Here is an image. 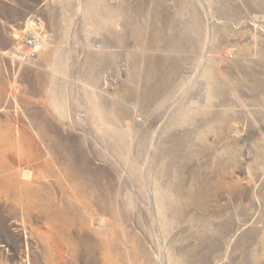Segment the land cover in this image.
Listing matches in <instances>:
<instances>
[{
    "label": "rangeland",
    "instance_id": "1",
    "mask_svg": "<svg viewBox=\"0 0 264 264\" xmlns=\"http://www.w3.org/2000/svg\"><path fill=\"white\" fill-rule=\"evenodd\" d=\"M196 1L0 0V165L4 158L17 162L16 152L8 150L14 146L15 151L25 147L29 157L33 154L28 142L21 144L10 135L5 122L9 117L12 123L20 119L26 126L32 120L35 130L43 133L41 150L52 148L62 156L58 162L64 166L57 162L56 171L46 172L54 178L46 176L39 183L33 171L23 166L22 179L31 186L11 189L9 196L21 194L25 205L8 201L6 194L0 196V264H160L161 253L167 259L182 255L184 264H264V0H203L205 6ZM79 3L83 6L80 13ZM205 8L209 17L201 19L203 30L196 29L194 18ZM208 20L213 25L211 35ZM185 21L188 31L183 29ZM29 22L39 24L32 32L49 42L38 52L39 60L21 65L11 57L17 56L16 49L26 54L33 47L25 34ZM182 33L186 38L183 47L176 41ZM146 49L150 66L161 71L156 77L144 69ZM173 70L177 79L162 91L156 105L139 100L142 87L151 94V89L157 92L170 84ZM219 72L229 86L219 84ZM206 78L216 85L211 84L212 99L201 107L202 116L197 118L232 115L235 126L200 128L186 122L160 130L157 163L165 154L174 168L169 179L184 176L192 188L188 197L178 187L175 198L168 193L173 227H167L169 233L165 231L158 240L142 176L146 150L167 108L161 102L167 99L170 103L180 96L194 98L193 102L206 99ZM103 90L113 93L109 110L118 119L114 123L109 122L111 117L108 121L95 112V97ZM134 111L141 119L137 126L131 121ZM85 136L107 147L113 158L92 154ZM48 162L46 157L41 160ZM77 175L89 181L90 190L85 192L74 184ZM94 217L105 223L97 227L92 223Z\"/></svg>",
    "mask_w": 264,
    "mask_h": 264
},
{
    "label": "bare ground",
    "instance_id": "2",
    "mask_svg": "<svg viewBox=\"0 0 264 264\" xmlns=\"http://www.w3.org/2000/svg\"><path fill=\"white\" fill-rule=\"evenodd\" d=\"M83 1V0H82ZM97 1V0H96ZM100 1V0H99ZM196 1V0H195ZM197 2H199L201 5H204V2H203V0H197L196 1V3ZM220 3V2H219ZM83 4H84V2H83ZM198 4V3H197ZM200 5V6H201ZM198 6V5H197ZM200 6H198V7H200ZM205 6V5H204ZM82 4L81 3H79L78 4V13H80L81 11H82ZM208 7V6H207ZM197 8V7H196ZM203 8V7H202ZM198 9V8H197ZM201 9V8H200ZM209 9V8H208ZM202 10V9H201ZM95 11V10H94ZM204 13V15H203V13ZM80 15V14H79ZM190 15V14H189ZM198 16H199V18L198 17H196V18H194V21H193V23H194V27L196 28V29H199L200 28V30L202 29V27L204 26V21L202 22L201 21V19H203L204 17H205V19L207 18L208 19V17H209V15H208V13H207V10H206V8L203 10V11H200V13L198 12ZM211 16V15H210ZM190 17V16H189ZM203 17V18H202ZM204 19V20H205ZM199 20H200V22H199ZM40 22V21H39ZM211 21H209L208 20V23H207V33H208V35H211L212 34V26L213 25H211V23H210ZM213 23H215V22H213ZM28 24H30V22L28 23ZM41 24V23H40ZM216 24V23H215ZM37 25H39V24H35L34 22H31V24L29 25V31H27V33H25L26 35H27V37H30V36H32V38H34L35 40H34V42H33V47L30 49V51L29 52H26V54L25 53H23L22 51H17V49L16 50H14V52L15 53H17L16 55L17 56H15V57H11L12 58V60L15 62V60H17L18 61V63L19 64H21V65H24V64H26V65H32L33 63H34V61H36V60H39L40 59V56L38 55V52L41 50V49H43V48H46L47 47V43L49 42V41H47V40H40V39H38L39 37L36 35V34H34V31L32 32V28L34 27V26H37ZM122 26V25H121ZM199 26V27H198ZM118 27H120L119 25H118ZM257 27V26H256ZM35 28V27H34ZM33 28V29H34ZM183 29L185 30V31H188L189 30V26H188V21H185V22H183ZM205 29H206V27H205ZM204 29V30H205ZM28 30V29H27ZM203 30V29H202ZM25 35V36H26ZM177 38V40L176 41H178L180 44H181V46L183 47V44H184V42H185V40H186V38H185V36H184V33H182V35H180V36H178V37H176ZM209 38V37H208ZM211 39V38H210ZM29 41V40H28ZM18 50H22V49H18ZM146 51H147V53L146 52H144V54H143V66H144V69H146V67H147V71L149 72V70H151V72L152 73H154V75H155V77H156V75H158L159 73H161V71L158 69V67H156V69H154V68H152V66H150V63H149V60H148V57H149V55H148V50L146 49ZM13 52V53H14ZM40 53V52H39ZM11 54V53H10ZM9 54V55H10ZM6 55H8V54H6ZM228 55V54H227ZM247 55V54H246ZM42 57V56H41ZM12 61V62H13ZM36 63V62H35ZM41 63V62H40ZM149 63V64H148ZM15 64V63H14ZM155 64V63H154ZM14 66V65H13ZM31 67V66H30ZM94 68V67H93ZM215 68V67H214ZM154 71H153V70ZM156 71V72H155ZM212 71H213V69H212ZM218 71H221V70H218ZM211 72V71H210ZM175 73H176V71H174L173 70V72H172V76H170L169 78H168V80L171 82L170 84H166V86L164 85V88H157V92H154V90L153 89H151V91H152V93L151 94H146L145 92H146V90L142 87L141 89H140V98H139V100H145V101H147L148 102V104H149V106H154V105H156L157 103H158V101L162 98V91L164 92V91H166L170 86H171V84H172V82H174L177 78H176V76H174L175 75ZM174 74V75H173ZM209 74V73H208ZM219 74H220V76H221V78H220V80L222 81V83L220 82V81H218L219 82V84H222L221 86H223V84H224V86L225 85H227V86H229L228 85V82L229 81H227V79H225L224 77H223V73H221V72H219ZM206 76H207V74H205ZM211 75V74H210ZM219 76V77H220ZM212 77V76H211ZM219 77H217V78H219ZM210 79V78H209ZM143 80V79H142ZM205 80H208L207 78L205 79ZM219 80V79H218ZM142 82V81H141ZM145 82V79L143 80V82L142 83H144ZM212 82V81H211ZM209 80L208 81H206V82H204L203 84H204V86H205V91L207 92V97H206V99H204V98H202V99H199V98H197V102H193L192 100L194 99H191V98H185L184 96H180V97H177L174 101H172V102H170L169 103V101H167V99H164L163 100V102H161V104L160 105H162V106H165V104H167V108L165 109V111H164V114L158 119V121H157V123L155 124V128H154V131H153V138H152V142H151V144H150V147H149V149H148V151L146 150V160H145V163L143 164V168H142V172H143V177H144V180L143 181H145V185L147 186V190H148V193H149V195H150V201H151V206H152V208H151V213H152V219H153V226H154V230H155V233L157 234V237H158V240H159V238H160V236H161V234H163L165 231H167V227H168V230H170V226H172L173 224H171V222H173V221H171L170 219L172 218V215L173 214H171V211H173V210H171V205H170V203H169V201L167 200L168 199V197H167V195L169 196V194L168 193H170V195H171V193H172V195H171V199H172V197H176L177 196V193H176V187H178L179 189H177V190H181V193H184L183 194V196L184 195H187V197L190 195V190H191V188H192V184H188L187 183V181L185 180V177L184 176H182V178L181 179H179L178 177H175V178H178L179 179V186H176V182H175V178L173 179V180H170L169 179V177H168V174H170V172L171 171H174V168H173V165L170 163V160H169V158L168 157H166L165 156V154L163 155V160L161 159V162H159V163H157V161H158V159H157V154L159 153V151H161L160 149H161V147L162 146H160L161 144V137H162V132H161V135H160V130L162 131V130H166V129H169L171 126H181V125H184L186 122L187 123H192V124H195L196 126H198V127H200V128H203V127H208V126H215V125H220V126H223V125H229L230 126V128H233L234 129V126H235V124H233L234 122V120H235V116L232 118L231 116L230 117H221V116H218V117H211V118H209L208 116H206V117H203V118H197V116H202V115H200L201 114V112H200V110L203 108V107H205V104H206V101H209V100H211L212 99V95H211V91H209V90H211V84H213V83H211ZM213 82H215V81H213ZM215 84V83H214ZM214 84H213V86H214ZM229 84H230V82H229ZM186 85V84H185ZM216 85V84H215ZM219 87V86H218ZM215 88H217V87H215ZM221 88V87H220ZM223 88V87H222ZM232 88V87H231ZM216 90H218V89H216ZM230 90V89H229ZM234 91H235V89H233ZM222 91V90H221ZM233 91V92H234ZM213 92V91H212ZM232 92V91H231ZM214 94H216L215 92H213ZM217 93H219V92H217ZM221 93V92H220ZM113 94V93H112ZM111 93H109L107 90H103V92L102 93H100L99 95H97L96 97H95V99H97L98 100V103H97V105L94 107L95 109H96V111L95 112H97V113H99L100 115H104V119L105 120H108L109 119V117H111V119H112V121H109L110 123H114V122H116V121H118V119H116L115 117H113V116H111L110 115V105H111V102L110 101H112L113 99H112V97H114L113 95H112ZM217 95V94H216ZM215 95V96H216ZM220 95V94H219ZM222 95V94H221ZM237 95V94H236ZM236 95L234 94V96H235V98H236ZM214 96V95H213ZM94 97V96H93ZM119 97V96H118ZM221 97V96H220ZM219 97V98H220ZM115 98H117L116 97V95H115ZM214 99V98H213ZM241 99V98H240ZM239 99V100H240ZM168 100H170V99H168ZM215 100H220V99H216V97H215ZM213 101V100H212ZM211 101V102H212ZM223 101H224V99H223ZM237 101H238V98H237ZM144 102V101H143ZM168 102V103H167ZM214 102V101H213ZM240 102H241V100H240ZM218 103V102H217ZM224 103H226V102H224ZM238 103H239V101H238ZM210 104V103H209ZM208 104V105H209ZM213 104V103H212ZM211 104V105H212ZM234 104H235V102H234ZM190 105H195V108H197V109H195V111L192 109L191 110V107H190ZM219 105V104H218ZM225 105V104H224ZM214 106H216V104L214 105ZM227 106V105H226ZM233 106V105H232ZM231 106V108H233ZM238 106V105H237ZM242 106V105H241ZM199 107V108H198ZM202 107V108H201ZM228 107V106H227ZM136 108V110H138V106L137 107H135ZM217 108V107H216ZM223 108H225V107H223ZM239 107H237V109H238ZM110 109V110H109ZM205 109V108H204ZM218 109V108H217ZM222 109V108H221ZM6 110V109H5ZM20 111L18 108L16 109V111ZM203 110V109H202ZM227 110V109H226ZM236 110V109H235ZM224 111V110H223ZM222 111V112H223ZM227 111H229V110H227ZM232 111V110H231ZM237 111V110H236ZM241 111V110H240ZM113 112V111H112ZM114 112H115V110H114ZM191 112H195L196 113V117H194L193 119L190 117V114H191ZM219 112V111H218ZM230 112V111H229ZM232 112H234V111H232ZM242 112V111H241ZM5 113V112H4ZM136 111H134V114H133V116H131V121L133 122V123H135V125L137 126L138 124H140L141 123V119H139V116H137L136 114ZM236 113V112H235ZM234 113V114H235ZM238 113V112H237ZM21 114L25 117V118H27V119H29L28 117H27V115H26V112H21ZM114 114V113H113ZM18 115V114H17ZM237 116V115H236ZM102 117V116H101ZM118 117V116H117ZM120 118V117H119ZM18 119V118H17ZM110 119V120H111ZM20 120V119H19ZM19 120H16V123H15V121H14V123H12L11 122V119H9V117L7 118V120H5V122H6V126H7V129L9 128V130H10V135L11 136H13L16 140L15 141H17V142H21V141H23V142H21V144L22 143H24V144H27L26 142H28L29 144H30V146H31V149L33 150V154H32V156L31 157H29V154L26 152V150H24V149H26L25 147H24V149H23V147H22V145L20 146V148L18 149V151H15V146L14 147H12V149H8L9 150V152H11V154H13V153H15L16 152V154L18 155V160H17V162L15 163V162H11V161H9L7 158H4L3 159V161H2V165H0V196L1 195H3V194H6L5 196H7V200L8 201H12V202H15V204L17 203L18 205H19V203L20 204H24L25 205V197L24 196H22L21 194L20 195H17V194H15L14 195V197H11V196H9L10 195V193H9V190H11V189H14V188H18L19 189V191L20 190H24V189H28L30 186H31V184H29L28 183V181L27 182H24L23 181V166H27L28 168H30L32 171H33V177L35 178L34 180H35V182H41V179H45L46 178V176H50V177H53V176H51V175H47V170H50V171H53V169L55 170V167H56V165H57V162L59 161L58 160V158L59 157H61L62 158V156H59V155H57V153L56 152H54V150L52 149V148H50V149H47V151L46 150H44V152H43V150H41V147H40V144L42 143V142H40V141H42V139H43V133H42V131L40 130V129H36L37 130V132H36V130H35V128H37V127H34V125H36V124H34V122L31 120L30 121V123L31 124H29L28 126H26V125H24V124H21L20 123V121ZM30 120V119H29ZM108 121H106V122H108ZM121 122V121H120ZM46 123V122H45ZM113 125V124H112ZM119 125V124H118ZM157 125V126H156ZM37 126V125H36ZM106 126V125H105ZM71 128V127H70ZM77 128V127H76ZM174 128V127H173ZM74 129V128H73ZM172 129V128H171ZM8 130V131H9ZM68 131H70V130H68ZM33 132H36V135H34V133ZM55 132V131H54ZM77 132V131H76ZM109 132V131H108ZM201 132V131H200ZM7 134V133H6ZM54 134V133H53ZM75 134V133H74ZM129 134V133H128ZM9 135V136H10ZM55 135V134H54ZM76 135V134H75ZM87 135V134H86ZM90 135H91V133H90ZM5 136V135H4ZM58 136H59V134H58ZM77 136V135H76ZM81 136V135H80ZM111 136V135H110ZM164 136V135H163ZM83 137V136H82ZM8 138V137H7ZM77 138V137H76ZM75 138V139H76ZM96 138V137H95ZM74 139V140H75ZM83 139V138H82ZM81 140V139H80ZM77 141V140H76ZM12 142V141H11ZM79 142H82V140L81 141H79ZM78 142V143H79ZM84 142H85V144H86V146L88 147L87 149H89L90 150V152L92 153V154H94V155H96V154H98L99 156L101 155L104 159H110V158H113V156H112V153H110V151H109V149L107 148V147H105V146H102L98 141H96V139H94V138H92L91 136H85L84 137ZM84 142H82V143H84ZM101 142V141H100ZM74 143V142H73ZM14 144V143H13ZM3 145V144H2ZM7 145V144H6ZM16 145V144H15ZM18 145V144H17ZM20 145V144H19ZM79 145H82V144H80L79 143ZM30 146H28V148L30 147ZM80 147V146H79ZM81 147H83V146H81ZM5 148V147H4ZM78 148V147H77ZM84 148V147H83ZM111 148V147H110ZM46 149V148H45ZM76 149V148H75ZM80 149V148H79ZM85 149V148H84ZM2 150H3V148H2ZM29 150V149H28ZM81 150V149H80ZM111 150V149H110ZM181 150H182V152H185V148L183 147V148H181ZM30 151V150H29ZM87 151V150H86ZM5 152V151H4ZM134 152V151H133ZM73 153H75V151L73 152ZM81 153V152H80ZM130 153V152H129ZM132 153V152H131ZM2 155V154H1ZM31 155V154H30ZM130 155V154H129ZM47 158V159H49L50 160V162H48V163H44V164H42L41 163V160H43V158ZM90 157V156H89ZM60 158V159H61ZM64 158V157H63ZM84 158V157H83ZM91 158V157H90ZM116 158V157H115ZM66 159V158H65ZM85 159V158H84ZM96 159V158H95ZM90 160V159H89ZM94 160V159H93ZM102 160V159H101ZM105 161V160H104ZM46 162V161H45ZM85 162V161H84ZM90 162V161H89ZM117 162V161H116ZM59 163V166L61 165V166H63V164H61L60 162H58ZM113 163V162H112ZM119 163V162H118ZM67 164V163H66ZM109 164V163H108ZM92 165V164H91ZM117 165V164H116ZM115 165V166H116ZM64 167V166H63ZM80 167V166H79ZM91 167V166H90ZM89 167V168H90ZM107 167H109V166H107ZM127 167V166H126ZM126 167H122L123 168V171H124V174H126V172L128 173V171H127V168ZM106 168V167H105ZM117 168V167H116ZM120 168V167H119ZM75 168H73V170H74ZM84 169V168H83ZM88 169V168H87ZM111 169H113V167L111 168ZM118 169V168H117ZM121 169V168H120ZM131 169V168H130ZM29 170V169H28ZM90 170V169H89ZM107 170V169H106ZM56 171V170H55ZM55 171H54V173H55ZM66 171V170H65ZM68 172H69V170H67ZM109 171V170H108ZM83 172V171H82ZM105 172V171H104ZM107 172V171H106ZM112 172V171H111ZM110 172V173H111ZM141 172V171H140ZM141 172V173H142ZM67 173V172H66ZM114 173V175H112V176H115V172H113ZM112 173V174H113ZM184 173V172H183ZM32 175V174H31ZM65 175V174H64ZM79 175V174H78ZM77 175V176H78ZM118 175V174H117ZM128 175V174H127ZM141 175V174H140ZM184 175V174H183ZM54 176H55V174H54ZM57 176V175H56ZM69 176L70 177H72V175L71 174H69ZM68 176V177H69ZM80 176V175H79ZM78 176V177H79ZM89 176V175H88ZM109 176V175H108ZM165 176H167L166 178L167 179H165ZM62 177V176H61ZM64 177V176H63ZM94 177V176H93ZM117 177V176H116ZM129 177V176H128ZM180 177V176H179ZM54 178V177H53ZM58 178H60V177H58ZM73 178V177H72ZM72 178H70L71 180H73ZM104 178V177H103ZM110 178V177H109ZM61 179V178H60ZM60 179L59 180H55V182L57 181V183L60 181ZM65 179V178H64ZM97 179H99V178H97ZM107 179H108V177L106 178V180L105 181H107ZM111 179V178H110ZM120 179H121V177H120ZM27 180V179H26ZM66 180V179H65ZM77 180H78V182H75L74 184H78L79 186H82V189L83 190H85V192H87V190H90V189H88V186H89V181L87 182V180L85 181L84 180V178H81V177H79V178H77ZM32 181V180H31ZM64 181V180H63ZM91 181V180H90ZM94 181V180H93ZM98 181V180H97ZM44 182V181H43ZM67 182V181H66ZM71 182V181H70ZM110 183V182H109ZM144 183V182H143ZM171 183V187L169 186V184ZM34 184V183H33ZM63 184V183H62ZM62 184H60V185H62ZM67 184H68V182H67ZM74 184H72V185H74ZM100 184V183H99ZM35 185V184H34ZM64 185V184H63ZM91 185V184H90ZM107 185H109V184H107ZM69 186V185H68ZM76 186V185H75ZM101 186V185H100ZM113 186V185H112ZM49 187V186H48ZM104 187V186H103ZM105 187H106V184H105ZM5 188V189H4ZM65 188V187H64ZM74 188V187H73ZM80 188V187H79ZM90 188V187H89ZM115 188V187H114ZM101 189V188H100ZM108 189V188H107ZM46 190V189H45ZM48 190V189H47ZM74 190V189H73ZM79 190V189H78ZM82 190V191H83ZM102 190H104V189H102ZM110 190V189H109ZM14 191H15V189H14ZM18 190H16V192H17ZM27 191V190H26ZM44 191V190H43ZM54 191V190H53ZM70 191V190H69ZM76 191V190H75ZM13 192V191H12ZM66 192H68V190L66 191ZM55 193V192H54ZM90 193V192H89ZM98 193V192H97ZM101 193V192H100ZM102 193H103V191H102ZM106 194H107V192H105ZM109 193V192H108ZM47 194V193H46ZM83 194H84V192H83ZM82 194V195H83ZM95 194V193H94ZM25 195V194H24ZM28 195V194H27ZM69 195V194H68ZM68 195H67V197H68ZM86 195V194H85ZM91 195V194H90ZM105 195V194H104ZM109 195V194H108ZM36 196H37V194H36ZM50 196V195H49ZM87 196V195H86ZM93 196V195H92ZM4 197V196H3ZM30 197V196H29ZM88 197V196H87ZM98 197V196H97ZM110 197V196H109ZM48 198V197H47ZM52 198V197H51ZM77 198V197H76ZM85 198V197H84ZM99 198V197H98ZM2 199V198H1ZM32 199V198H31ZM55 199V198H54ZM79 199V198H78ZM86 199V198H85ZM84 199V200H85ZM101 200H102V198H100ZM106 199H107V197H106ZM111 199V198H110ZM110 199H108V200H106V201H104L105 203H107V201H110ZM42 200V199H41ZM83 200V199H82ZM94 200H96L95 198H94ZM44 201V200H43ZM78 201V200H77ZM80 201V200H79ZM86 201V200H85ZM92 201V200H91ZM100 201V200H99ZM173 201V200H172ZM50 202V201H49ZM53 202V201H52ZM103 202V201H102ZM103 202V203H104ZM115 203V202H114ZM172 203V202H171ZM27 204H29V203H27ZM39 204V203H38ZM17 205V206H18ZM32 205V204H31ZM98 205V204H97ZM100 205H102V204H100ZM108 205H109V203H108ZM111 205H112V203H111ZM114 205V204H113ZM119 205V204H118ZM23 206V205H22ZM56 206V205H55ZM80 206H82V205H80ZM83 206H84V204H83ZM184 206V205H183ZM29 207V206H28ZM85 207V206H84ZM93 207V206H92ZM91 207V208H92ZM114 207V206H113ZM148 207V206H147ZM33 208V207H32ZM77 208V207H76ZM81 208V207H80ZM79 208V209H80ZM83 208V207H82ZM88 208H90V207H88ZM119 208V207H118ZM144 208V207H143ZM22 210H23V208H21ZM35 209V208H34ZM39 209V208H38ZM87 209V208H86ZM120 209V208H119ZM145 209V208H144ZM29 210V209H28ZM78 210V209H77ZM82 210V209H81ZM93 210V209H92ZM123 210V209H122ZM105 211V210H104ZM117 210L115 209V212H116ZM120 211V210H119ZM27 212V211H26ZM39 212V211H38ZM44 212V211H43ZM80 212V211H79ZM85 212V211H84ZM83 212V213H84ZM89 212H91L90 210H89ZM122 212V211H121ZM47 213V212H46ZM86 213V212H85ZM117 213V212H116ZM120 213V212H119ZM23 214V213H22ZM26 214V213H25ZM34 214V213H33ZM33 214H31V215H33ZM87 214V213H86ZM123 214H124V212H123ZM145 214V213H144ZM148 214V213H147ZM39 215V214H38ZM78 215H79V213H78ZM90 215V214H89ZM120 215V214H119ZM58 216V215H57ZM76 216V215H75ZM84 216H85V214H84ZM87 216V215H86ZM145 216H146V214H145ZM149 216V215H148ZM79 217V216H78ZM89 217V216H88ZM174 217V216H173ZM81 218V217H80ZM119 218V217H118ZM122 218V217H121ZM120 218V219H121ZM175 218V217H174ZM91 219H93L92 220V223L94 224V225H96L97 227L98 226H102V224L103 223H105L104 222V220L103 219H98V218H91ZM142 219V218H141ZM73 220V219H72ZM76 220V219H75ZM83 220V219H82ZM85 220H88V218L87 219H85ZM84 220V221H85ZM90 220V219H89ZM122 220V219H121ZM174 220V219H173ZM79 221H81V220H79ZM125 221V220H124ZM74 222V225L76 226V224H75V221H73ZM88 222V221H87ZM86 222V223H87ZM122 222V221H121ZM91 223V224H92ZM125 223V222H124ZM82 224V223H81ZM90 224V223H89ZM90 224V225H91ZM126 224V223H125ZM128 224V223H127ZM126 224V225H127ZM73 225V226H74ZM106 225V224H105ZM125 225V226H126ZM73 226H71V227H73ZM84 226V225H83ZM93 226V225H92ZM54 227V226H53ZM78 227V226H77ZM87 227L88 226H86V229H87ZM96 227V228H97ZM103 227H105L104 225H103ZM127 227V226H126ZM173 227V226H172ZM171 227V228H172ZM79 228V227H78ZM90 228V227H89ZM106 228V227H105ZM91 229H92V227H91ZM99 229V228H98ZM102 229V228H101ZM101 229H99V230H101ZM81 230H82V227H81ZM90 230V229H89ZM107 230V229H106ZM109 230V229H108ZM126 230H127V228H126ZM125 230V231H126ZM85 231V230H84ZM92 231V230H91ZM98 231V230H97ZM124 231V232H125ZM81 232V231H80ZM99 232V231H98ZM107 232V231H106ZM127 232H129V231H127ZM126 232V233H127ZM131 232V231H130ZM168 232V231H167ZM82 233V232H81ZM87 233V232H86ZM109 233H110V231H109ZM169 233V232H168ZM83 234H84V232H83ZM82 234V235H83ZM100 234H102L101 232H99V235ZM105 234V233H104ZM164 234H166V233H164ZM69 235V234H68ZM72 235V234H71ZM71 235H70V237H71ZM106 235H107V233H106ZM128 235V234H127ZM130 235V234H129ZM84 236V235H83ZM101 236V235H100ZM104 236V235H103ZM109 236V235H108ZM107 236V237H108ZM165 236V235H164ZM263 236V235H262ZM63 237H65V236H63ZM66 237H67V234H66ZM126 237V236H125ZM130 237V236H129ZM68 238V237H67ZM72 238V237H71ZM98 238H100L99 236H98ZM262 238V249L264 250V237H261ZM58 239H59V237H58ZM108 239V238H107ZM71 240V239H70ZM109 240H110V238H109ZM161 240V239H160ZM58 241H60V240H58ZM66 241V240H65ZM72 241V240H71ZM105 241H107L106 239H105ZM57 242V241H56ZM60 242H64V241H60ZM70 242V241H69ZM108 242V241H107ZM107 242H106V244H107ZM109 242H111V241H109ZM127 242V241H126ZM125 242V243H126ZM129 242V241H128ZM161 242V241H160ZM165 242V241H164ZM59 243V242H58ZM61 243V244H62ZM72 243V242H71ZM99 243H100V241H99ZM104 243V242H103ZM102 243V244H103ZM56 244V243H55ZM67 244V243H66ZM69 244V243H68ZM105 244V243H104ZM110 244V243H109ZM112 244V243H111ZM114 245V244H113ZM129 245H130V243H129ZM129 245H128V247H129ZM57 246V245H56ZM73 246V245H72ZM71 245H70V247H72ZM112 246V245H111ZM115 246V245H114ZM127 246V245H126ZM134 246V245H133ZM165 246V245H164ZM60 247H62V246H60ZM102 247V246H101ZM108 247V249H109V246H107ZM106 247V248H107ZM138 247V246H137ZM137 247H136V250H137ZM140 247V246H139ZM162 247V246H161ZM56 248V247H55ZM59 248V247H58ZM69 248V247H68ZM105 248V247H104ZM104 248H102V249H104ZM116 248V247H115ZM141 248V247H140ZM142 249V248H141ZM58 250V249H57ZM70 250V249H69ZM73 250V249H72ZM105 250H107V249H105ZM117 250V249H116ZM118 250H119V248H118ZM133 250H134V248H133ZM158 250V249H157ZM74 251V250H73ZM112 251H114L113 249H112ZM123 251V250H122ZM132 251V250H131ZM57 252V251H56ZM62 252H64V250L62 251ZM108 252V251H107ZM107 252H106V254H107ZM111 252V251H110ZM125 252V251H124ZM137 252V251H136ZM142 252V251H141ZM166 252V251H165ZM72 253V252H71ZM105 253V252H104ZM119 253V252H118ZM123 253V252H122ZM125 253H127V252H125ZM131 252H128V254H130ZM167 253V252H166ZM171 253V252H170ZM60 254V253H59ZM70 255H72V254H70ZM108 255H110V254H108ZM112 255V254H111ZM110 255V256H111ZM121 255V254H120ZM60 256V255H59ZM113 256V255H112ZM126 256V255H125ZM130 256V255H129ZM151 256V255H150ZM68 257V256H67ZM75 257V256H74ZM121 257H122V255H121ZM131 257H132V255H131ZM130 257V258H131ZM57 258V257H56ZM63 258H65V257H63ZM63 258H60V259H63ZM70 258V257H69ZM105 258V257H104ZM111 258V257H110ZM109 258V259H110ZM120 258V257H119ZM8 259V258H7ZM66 259H68V258H66ZM184 259H185V257H183L182 255H177V256H175L174 254L171 256H168V259L167 258H165V256L163 255V253H161L160 254V257H159V263L160 264H184ZM107 260H108V258H107ZM118 260V259H117ZM49 261V260H48ZM61 261V260H60ZM64 261V260H63ZM111 262H112V260H110ZM120 261V260H119ZM118 261V262H119ZM69 262V261H68ZM121 262V261H120ZM67 263V262H66ZM115 264H116V262H114ZM52 264V263H51ZM54 264V263H53ZM60 264V263H59ZM65 264V263H64ZM69 264V263H68ZM112 264V263H111ZM121 264V263H120Z\"/></svg>",
    "mask_w": 264,
    "mask_h": 264
},
{
    "label": "built area",
    "instance_id": "3",
    "mask_svg": "<svg viewBox=\"0 0 264 264\" xmlns=\"http://www.w3.org/2000/svg\"><path fill=\"white\" fill-rule=\"evenodd\" d=\"M28 38H29V41H28L29 45L33 46V42H34L35 39L32 38V36H30Z\"/></svg>",
    "mask_w": 264,
    "mask_h": 264
}]
</instances>
